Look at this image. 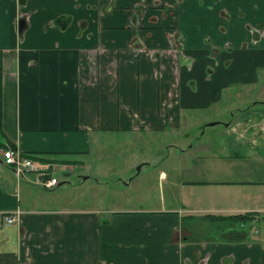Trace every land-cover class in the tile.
I'll return each mask as SVG.
<instances>
[{
  "label": "crops",
  "instance_id": "0c3cea01",
  "mask_svg": "<svg viewBox=\"0 0 264 264\" xmlns=\"http://www.w3.org/2000/svg\"><path fill=\"white\" fill-rule=\"evenodd\" d=\"M192 2L0 0L1 163L8 165L1 149L10 144L46 157L35 160L57 175L56 167L84 162L97 131L176 127L186 118L182 110L211 107L226 91L234 110L217 121L237 150L264 151V0L217 2L215 11L245 6L253 17V42L217 57L198 22L187 21ZM5 168L0 264H264V231L234 239L216 228L196 237L205 213L256 211L246 174L239 183L185 179L180 206L138 209L59 204L47 191L56 185H43L38 171L18 176ZM8 212L15 222L4 220Z\"/></svg>",
  "mask_w": 264,
  "mask_h": 264
},
{
  "label": "rangeland",
  "instance_id": "374dc122",
  "mask_svg": "<svg viewBox=\"0 0 264 264\" xmlns=\"http://www.w3.org/2000/svg\"><path fill=\"white\" fill-rule=\"evenodd\" d=\"M196 1L192 2L196 4L192 8L194 16L187 21L189 25H197L198 22L201 40L212 56L217 57L221 51L253 42L252 29L248 26L253 27V17L245 6L221 13V8L215 11L219 0ZM231 1L236 5V0ZM230 16L236 20L237 26H231ZM224 41H227L226 45H223ZM234 83L230 81V86ZM229 95L224 92V98L211 107L182 110L185 121L176 127L167 126L153 132L110 129L91 134L92 152L87 157H80L84 161H79L81 165L70 164L66 169L56 167L55 173L61 183L53 190L48 189L49 195L57 198L56 203L82 207L171 208L180 206L179 197H186L185 189L189 192L187 187L190 186L182 180L205 177L210 181L214 180L211 178H230L233 181L234 178L233 182L239 183L237 178L246 174L251 176L249 184L254 194L250 203L256 210L254 213L260 215L259 220L249 223L248 231L258 236L255 229L264 231V151L257 147L251 151H239L233 145L236 142L234 135L226 134L223 122L231 118V110H234L232 105H228L231 101ZM192 116L195 121L186 120ZM183 148L191 150L179 151ZM219 164L221 166L217 168ZM232 165L236 168L230 167ZM2 167L12 171L0 160V169ZM233 170L235 172H231ZM204 215L198 221L202 230L198 232V238H205L209 230L226 228L233 223L223 217L228 214Z\"/></svg>",
  "mask_w": 264,
  "mask_h": 264
},
{
  "label": "built area",
  "instance_id": "2783aa9c",
  "mask_svg": "<svg viewBox=\"0 0 264 264\" xmlns=\"http://www.w3.org/2000/svg\"><path fill=\"white\" fill-rule=\"evenodd\" d=\"M1 156L3 162L10 165L18 176L23 175L25 171H38L42 175V183L46 187H53L60 183V178L53 174L51 164L38 163L31 156L24 154L19 148L10 144L2 146ZM17 215L15 213H5L4 220L7 223L15 222Z\"/></svg>",
  "mask_w": 264,
  "mask_h": 264
},
{
  "label": "trees",
  "instance_id": "16d2710c",
  "mask_svg": "<svg viewBox=\"0 0 264 264\" xmlns=\"http://www.w3.org/2000/svg\"><path fill=\"white\" fill-rule=\"evenodd\" d=\"M27 154L33 157L34 159L47 160L46 157L40 156L39 153L30 152ZM64 162H73V161H71L70 159L69 160L65 159ZM253 214H255L254 211H248V212H237V213H231L228 215H224L223 217L226 216V218L231 219L233 223L230 224L229 227H226V228L219 227L220 229L223 230L222 236L225 238H234V239L245 238L247 234L249 233L248 224L250 223L253 217ZM235 221H243V222L240 223V222H235ZM235 224H238V226H236Z\"/></svg>",
  "mask_w": 264,
  "mask_h": 264
}]
</instances>
